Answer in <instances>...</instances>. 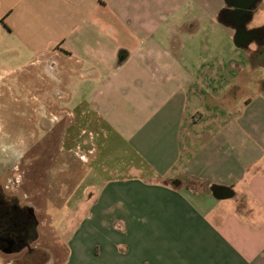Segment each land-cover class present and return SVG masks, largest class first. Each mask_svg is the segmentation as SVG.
Wrapping results in <instances>:
<instances>
[{"label":"crops","instance_id":"0c3cea01","mask_svg":"<svg viewBox=\"0 0 264 264\" xmlns=\"http://www.w3.org/2000/svg\"><path fill=\"white\" fill-rule=\"evenodd\" d=\"M189 3L247 51L240 81L221 87L212 48L187 56L185 36L201 23L186 15ZM222 7L223 0H0V99L14 101L7 82L16 81L18 107L32 103L41 134L58 128L59 148L83 155V178L92 183L84 197L94 211L85 220L104 237L119 233L125 254L102 239L115 264L130 256V264H264V40L241 43L220 24ZM249 69L260 71L258 89ZM78 128L89 129L88 141L72 136ZM214 187L229 195L217 198ZM77 192L76 185L72 197ZM222 200L231 204L220 207ZM75 232L65 264H82Z\"/></svg>","mask_w":264,"mask_h":264},{"label":"rangeland","instance_id":"374dc122","mask_svg":"<svg viewBox=\"0 0 264 264\" xmlns=\"http://www.w3.org/2000/svg\"><path fill=\"white\" fill-rule=\"evenodd\" d=\"M205 12V9L202 10L194 3L187 5L186 15L199 19L201 22L198 32L185 36L187 56L194 59L199 50L212 48L219 64L216 78L217 81L221 82V87L223 81L230 79L240 81L239 65L248 66L250 64L247 51L236 48L238 45L234 38L227 39L222 26L212 28L209 20L204 16L206 15ZM252 13L250 20L246 22V28L250 30L264 24V9H257ZM231 32L235 35L236 30L231 28ZM207 34L209 41L206 40ZM249 47L253 50L255 48L254 42L249 43ZM250 69L251 84L255 89H258L259 82L255 81L254 77H258L260 71L258 69L250 71ZM256 70L257 75H255ZM243 76L245 77V75ZM15 82L12 81L9 84L7 82V88L9 93L13 95L14 101L0 99V147L20 148L19 145H21L22 148L20 151L17 150L18 155L16 157L13 155L11 172L5 176L9 179L2 178L0 189L13 200L16 199L20 205L27 204L34 209V215L38 221L36 231L39 240L33 246L38 248L37 253L42 256L43 260L44 253L45 260L32 264H65L67 259L66 246L71 236L76 234L75 228L77 226L80 228V232L76 236L78 249L82 254L79 258L80 262L82 264H100V262L102 264H115L106 257V254L110 252L108 249H103L102 239L107 238L115 243L112 253L123 252L125 254V248L117 245L120 241L119 233H109L104 237V231L90 230V223L85 220L86 216L94 211L88 209V200L86 201L84 197L85 188L92 183L83 178L86 172L82 160L83 155H77L79 153L77 150H71V152L66 150L67 148L64 150L59 148L61 143L57 133L58 128L54 129L53 133L41 134L38 125H34V115L30 117L32 103L28 102L26 110L18 107L19 86ZM82 130V128H78L77 131L73 130L72 136H80L82 140L88 141L90 138L89 129H85V132ZM33 132L36 136L35 140L31 137ZM34 141H38V144L32 143ZM96 141H100L99 138ZM23 154H25L26 160H21ZM105 175V173L98 174L97 179ZM99 184L102 183H94V185ZM76 185L78 194L76 193L72 197L71 194ZM89 192L93 193L92 191ZM87 195L89 198L93 194ZM228 204H231V201L222 200L219 202L220 207H227ZM109 208L115 209V207ZM84 236L87 239L83 238ZM6 259L0 253V264H5ZM127 259L130 264L131 256Z\"/></svg>","mask_w":264,"mask_h":264},{"label":"flooded vegetation","instance_id":"af4514ba","mask_svg":"<svg viewBox=\"0 0 264 264\" xmlns=\"http://www.w3.org/2000/svg\"><path fill=\"white\" fill-rule=\"evenodd\" d=\"M259 2L260 0L256 1L248 10L243 11L229 4L227 0H223L220 15L234 25L237 38L241 43L246 42L250 37H256L255 32L246 30L244 22L252 15L253 7L256 9ZM20 149L11 146L0 147V182L11 172L13 155L16 157L17 150L20 151ZM24 159L26 160L25 154L21 156V160ZM37 225L38 221L32 206L20 205L16 199L13 200L0 189V253L7 258L5 264H32L45 260L44 253L43 260L37 253L38 248L33 246L39 240Z\"/></svg>","mask_w":264,"mask_h":264},{"label":"water","instance_id":"95a60500","mask_svg":"<svg viewBox=\"0 0 264 264\" xmlns=\"http://www.w3.org/2000/svg\"><path fill=\"white\" fill-rule=\"evenodd\" d=\"M229 4H232L235 8L246 11L250 6L258 0H227ZM174 186H178L179 182H173ZM215 190L217 198L226 197L229 195V189L227 188H212Z\"/></svg>","mask_w":264,"mask_h":264},{"label":"trees","instance_id":"16d2710c","mask_svg":"<svg viewBox=\"0 0 264 264\" xmlns=\"http://www.w3.org/2000/svg\"><path fill=\"white\" fill-rule=\"evenodd\" d=\"M220 13H221V11H219V13H218V19H219L220 24L225 26V27H231V28L235 29V27L232 23H230L229 21H227V20L223 19V17H221ZM250 17L251 16H249L247 18V20L244 22V25L246 24V22H248L250 20ZM252 31L256 33V45L258 47L261 46V44L264 40V28H257V29H254Z\"/></svg>","mask_w":264,"mask_h":264}]
</instances>
